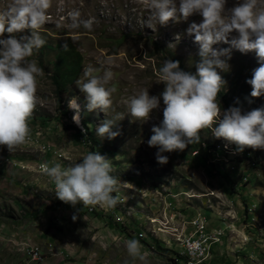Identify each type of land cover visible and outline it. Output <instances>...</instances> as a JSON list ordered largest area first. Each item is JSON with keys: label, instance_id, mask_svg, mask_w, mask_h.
<instances>
[{"label": "rangeland", "instance_id": "374dc122", "mask_svg": "<svg viewBox=\"0 0 264 264\" xmlns=\"http://www.w3.org/2000/svg\"><path fill=\"white\" fill-rule=\"evenodd\" d=\"M235 2L228 0L227 7ZM11 3L0 0V12ZM74 9L81 18L94 19L92 31L69 29L67 13ZM47 15L39 29L46 43L28 58L43 70L37 77L30 138L13 153L0 146V264H133L125 246L129 239L140 241L146 264H188L181 243L191 238L192 220L200 215L206 217L208 234L220 235L210 258L196 259V264H264V149L238 152L236 145L215 138L206 128L200 133L210 154L206 169L195 166L192 144L165 153L168 163L161 165L155 156L158 149L147 141L152 127L163 119L162 97L160 108L147 121L134 120L128 112L127 101L134 94L147 89L150 96H158L164 91L158 72L166 59L177 57L182 70L196 72L199 45L186 30L202 17L170 20L153 30L143 26L150 15L144 0H51ZM68 38L82 55L79 79L86 66L98 69V76L106 68L113 72L105 85L116 89L107 113L87 111L76 83L59 104L51 79L53 58ZM227 63L228 70L218 69L226 81L221 92L228 98H218L221 110L264 107V96L252 98L246 82L260 66L256 53L233 49ZM73 97L81 107V126L74 123L75 112L68 107ZM62 107L69 115L61 113ZM118 114L123 118L112 130L120 135L112 140L97 136L96 128ZM83 117L90 121L98 144L82 130ZM73 125L82 131L80 137L69 128ZM88 152H99L111 164L110 175L117 181L113 195L118 197L111 209L65 204L43 172L56 163L65 168L78 163Z\"/></svg>", "mask_w": 264, "mask_h": 264}, {"label": "clouds", "instance_id": "9594fccd", "mask_svg": "<svg viewBox=\"0 0 264 264\" xmlns=\"http://www.w3.org/2000/svg\"><path fill=\"white\" fill-rule=\"evenodd\" d=\"M144 2L150 15L143 26L153 30L158 25H167L170 20L187 21L194 14L202 17L200 23L193 22L186 30L199 45L196 72L184 71L179 61L166 59L158 72L164 91L150 96L145 89L127 101L132 118L147 121L152 111L160 108L162 97L163 119L152 127L153 135L147 141L149 147L158 149L157 162L167 164L169 158L165 153L183 151L189 144L199 143L200 133L206 128L211 129L215 138L236 145L238 152L245 148L264 149V107L248 112L237 106L221 110L218 102L226 83L218 69L228 70L227 59H231L233 49L243 54L256 53L260 66L246 82L251 85L252 98L264 96V0H236L231 7H227L228 0ZM50 7L51 0H12L7 9L0 12V146L6 147L9 153L30 138L29 120L36 107L37 77L43 70L35 60L28 58L46 43L39 29L47 22ZM67 16L69 29L92 31L93 18H81L78 9L69 11ZM219 43L230 47H213ZM97 71L86 66L76 85L85 95L87 111L100 109L107 113L116 89L105 85L112 80L113 72L106 68L103 75L98 76ZM77 99L71 98L68 107L75 112L74 123L81 126V107ZM122 118L118 114L106 120L96 128L97 136L115 139L120 133L112 128L115 121ZM82 130L87 135V129ZM43 172L54 182L56 197L65 204L75 207L82 203L83 208L99 205L111 209L118 203V197L113 195L117 181L110 175L111 164L99 152H88L78 163L66 168L60 163L45 166ZM72 219L75 221L78 216L73 215ZM125 246L133 264L137 260L146 264V254L139 240L129 239Z\"/></svg>", "mask_w": 264, "mask_h": 264}, {"label": "trees", "instance_id": "16d2710c", "mask_svg": "<svg viewBox=\"0 0 264 264\" xmlns=\"http://www.w3.org/2000/svg\"><path fill=\"white\" fill-rule=\"evenodd\" d=\"M65 45H67V48H65ZM174 61H179L180 67L182 68V61L180 59L174 57ZM82 70V55L71 41V38H68L64 44L59 46L56 50V54L53 58V72L51 73V79L55 86V93L60 105L62 102L66 101L69 87L74 85L80 78ZM220 96L228 100L222 92H220L219 97ZM61 113L67 116L70 112L68 108L62 107ZM82 123L85 129H87V134L91 137L90 139L93 140V143L98 144L99 140L96 138L94 130L89 127L90 121L86 117H83ZM71 127L76 129V133L80 137L82 131L74 125L69 128ZM200 136V142L192 144L191 148L192 151H196V159L194 161L195 166L206 169L210 164V154L208 149L203 146V144L206 143V140L201 134ZM154 243L158 246L157 240L154 239Z\"/></svg>", "mask_w": 264, "mask_h": 264}, {"label": "built area", "instance_id": "2783aa9c", "mask_svg": "<svg viewBox=\"0 0 264 264\" xmlns=\"http://www.w3.org/2000/svg\"><path fill=\"white\" fill-rule=\"evenodd\" d=\"M192 225L191 238H188L187 243H181L182 253L186 256L188 264H196V257L199 255H207L208 260L214 243L218 242V235H220V233L213 236L208 234L206 217L201 215L196 220H192Z\"/></svg>", "mask_w": 264, "mask_h": 264}, {"label": "bare ground", "instance_id": "6f19581e", "mask_svg": "<svg viewBox=\"0 0 264 264\" xmlns=\"http://www.w3.org/2000/svg\"><path fill=\"white\" fill-rule=\"evenodd\" d=\"M77 103H78V102H77ZM79 105H80V104H79ZM187 242H188V240L186 241V243H187ZM205 256H206V255H199V256L196 257V259L202 261V260L204 259Z\"/></svg>", "mask_w": 264, "mask_h": 264}]
</instances>
